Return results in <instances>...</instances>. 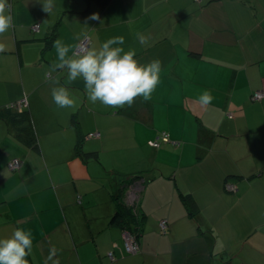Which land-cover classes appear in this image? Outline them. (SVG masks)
Wrapping results in <instances>:
<instances>
[{"label": "crops", "instance_id": "obj_1", "mask_svg": "<svg viewBox=\"0 0 264 264\" xmlns=\"http://www.w3.org/2000/svg\"><path fill=\"white\" fill-rule=\"evenodd\" d=\"M114 1L54 0L46 13L44 0H9L14 27L0 37L8 49L0 53V110L27 98L37 145L0 116V238L30 229L29 264H216L215 243L230 249L232 230L242 244L218 264H264V198L254 191L264 187V100L251 96L264 91V0ZM81 33L97 48L122 36L114 47L135 50L141 64L160 60L151 99L93 105L82 79L68 85L66 71L52 72L53 42L79 44ZM60 86L75 108L54 103ZM205 90L214 97L207 107L199 104ZM162 131L170 141L150 146ZM151 159L169 181L157 170L140 176ZM178 190L197 193L203 206L193 237L181 227L187 210ZM117 197L135 198L146 215L137 253L127 252L129 230L112 219ZM258 215L252 227L246 217Z\"/></svg>", "mask_w": 264, "mask_h": 264}, {"label": "clouds", "instance_id": "obj_2", "mask_svg": "<svg viewBox=\"0 0 264 264\" xmlns=\"http://www.w3.org/2000/svg\"><path fill=\"white\" fill-rule=\"evenodd\" d=\"M54 7V0H44V12L51 13ZM89 19L99 20V14H93ZM13 27L12 5L9 0H0V37ZM137 36L140 44L148 45L149 37ZM76 39L80 40L79 44H66L62 39L53 42L56 59L50 70L66 71V84L82 79L87 98L93 105L99 102L118 109L125 105L131 107L137 98L142 97L145 102L151 99L160 83V60L141 64L135 50L114 47L124 44L122 36L110 38L98 48L89 46L87 33H81ZM6 50L7 45L0 42V53ZM51 95L59 108L76 107V99L70 95L68 87H54ZM213 100L211 92L205 90L199 97V104L207 107ZM33 239L32 231L23 228H16L7 238H0V264H29L27 257L33 251ZM52 253L55 254V249Z\"/></svg>", "mask_w": 264, "mask_h": 264}, {"label": "trees", "instance_id": "obj_3", "mask_svg": "<svg viewBox=\"0 0 264 264\" xmlns=\"http://www.w3.org/2000/svg\"><path fill=\"white\" fill-rule=\"evenodd\" d=\"M102 3H108L109 0H99ZM198 2H202L203 0H196ZM51 34V38L55 34L54 31ZM262 91L263 90H256L252 93V99L255 101H263L264 97L260 100L254 99V95L256 92ZM28 105L22 107L21 109H18L17 107H14L16 110H12L11 107L9 108H2L0 110V116L3 118H6V121L11 125V128L15 134H17L21 139H23L25 142H27L29 145H37V140L36 136L34 133V129L31 123V116L28 111ZM165 137L169 138L170 137L168 132L162 131L160 135L156 136L155 138L151 139L148 141V144L152 147L158 148L161 145V142L165 141ZM167 141V142H169ZM166 142V141H165ZM158 143V145H156ZM180 142L178 141L176 145H179ZM231 184H228L227 186H230ZM236 186V185H235ZM229 189H231L229 187ZM232 189L231 191H233ZM182 198H183V203L187 207V209L191 211H195L197 208V203L194 199L193 196L190 195H184L182 193ZM146 215H144L142 208L140 207L139 202H134L132 204H126L123 200H121L119 197L116 199V211L114 215L112 216L113 221H115L117 224L121 225L123 228L128 229L131 231L134 229L136 234V239L139 240L140 234H142L143 231V223L145 220ZM167 221V220H166ZM161 222V221H160ZM168 222V221H167ZM136 225V227H134ZM161 227V226H160ZM168 227V225H167ZM167 227L165 229H167ZM162 229V228H161ZM165 229H162V232H166ZM126 246V245H125ZM127 248V247H126ZM140 246L138 245L137 250L135 251L136 253L139 251ZM127 250V249H126ZM129 253H135V252H130L127 250ZM109 257L111 259H115V255L113 252L109 253Z\"/></svg>", "mask_w": 264, "mask_h": 264}, {"label": "rangeland", "instance_id": "obj_4", "mask_svg": "<svg viewBox=\"0 0 264 264\" xmlns=\"http://www.w3.org/2000/svg\"><path fill=\"white\" fill-rule=\"evenodd\" d=\"M116 1V0H115ZM115 1L113 2V8H118V7H122L123 6V4L122 3H118V4H116L115 3ZM112 5H111V7H112ZM183 157H184V155H183ZM101 158L102 159H104L105 158V156L104 155H101ZM149 164H150V166H146L145 167V171L144 172H142L141 174H140V176H145V175H148L149 177H151L150 175H152L153 174V172H154V170H157L158 172H160V174H161V177H162V179L163 180H165V181H169V179H168V175L167 174H162V172H161V168H159V167H156L154 164H153V161H152V159L149 161ZM142 165H143V162H142ZM125 168V167H124ZM128 170H130V169H128ZM172 182H174V181H172ZM231 185H233V187H232V189H234L235 187H234V184H231ZM202 185H200V186H198V187H201ZM229 187V186H228ZM231 189V190H232ZM230 190V189H229ZM230 190V191H231ZM254 191L255 192H259V195H260V197L262 196L263 198H264V187L261 185V184H254ZM187 193H184V192H181L180 193V191L178 190V193H179V195L182 197V193L184 194V195H190V196H193V192H192V190H190V191H186ZM136 195L138 196V194L136 193ZM194 197V196H193ZM132 198H133V196H132ZM131 197L128 199L129 201H133L134 202V200L136 201V199L134 198V200L132 199ZM199 199V196H198V194L196 193L195 194V197H194V199H195V201H196V203H197V208H196V210L195 211H191V210H189V209H187V207L185 206V208H186V210H187V217L186 218H184V220H183V222L181 223V227H182V230L184 231V234L186 235V237H193V236H195L196 234H198L199 232H198V226H199V219L201 218V211H202V209H203V206L199 203V201L197 200V199ZM201 198H202V196H201ZM182 201H183V199H182ZM203 202V201H202ZM204 204V203H203ZM153 207H155L156 209H157V212L159 213V214H162V213H164V211H165V207L163 206V204H162V202H161V200H158L156 203H155V205H153ZM231 214H233L232 212H231ZM155 215H156V213H155ZM246 219L249 221V223L252 225V227H253V225H254V222L256 221V220H259L260 219V216L258 215L257 217H254V216H252V217H246ZM134 227H136V225H134ZM217 227V226H216ZM253 230H255V228H253ZM135 230L134 229H132L131 231H125L126 233L125 234H128V235H126L127 236V239H126V242L128 243V238H130V239H133V242L131 243L132 245H135V242H134V239H135V241L137 242V240H136V234L137 233H135L134 232ZM248 231H250V227L248 228ZM206 235H209L210 233H205ZM234 236H236V235H233V232H232V230H231V248L230 249H227V248H225L224 246H223V244H222V242H219V243H215L216 245H217V247L220 249L219 250V255H221V256H223V255H225V256H227V255H231V254H233L234 253V251L237 249V247L240 245V244H242V241L239 239V238H237V239H235V237ZM129 244V243H128ZM215 252H217V248H216V250H215ZM216 256H218V255H216ZM221 256H219L217 259H216V264H218V263H221L222 262V258H221Z\"/></svg>", "mask_w": 264, "mask_h": 264}, {"label": "built area", "instance_id": "obj_5", "mask_svg": "<svg viewBox=\"0 0 264 264\" xmlns=\"http://www.w3.org/2000/svg\"><path fill=\"white\" fill-rule=\"evenodd\" d=\"M33 29L35 31H38L40 29V24L39 23H35L33 25ZM80 43V42H79ZM90 38L88 40V44L90 46ZM264 97V93L262 91H258L255 93L254 95V99H257V100H260ZM28 104V100L27 98H23L18 104H17V108L18 109H21L22 107L26 106ZM96 135L95 133H90V136H94ZM165 141H169V138L168 137H165ZM158 145V143L156 144ZM11 164L13 167H15L16 169H18L20 167V160L19 159H14L11 161ZM231 189L233 187V185H230L229 186ZM160 226L162 229H165L167 227V221L166 220H161L160 222ZM133 242V239H130L128 238V243L126 242V247H127V250L130 251V252H135L138 248V243L135 241L134 239V242H135V245H132L131 243Z\"/></svg>", "mask_w": 264, "mask_h": 264}, {"label": "bare ground", "instance_id": "obj_6", "mask_svg": "<svg viewBox=\"0 0 264 264\" xmlns=\"http://www.w3.org/2000/svg\"><path fill=\"white\" fill-rule=\"evenodd\" d=\"M88 137L87 138H89V137H93V136H90V134L89 135H87Z\"/></svg>", "mask_w": 264, "mask_h": 264}]
</instances>
